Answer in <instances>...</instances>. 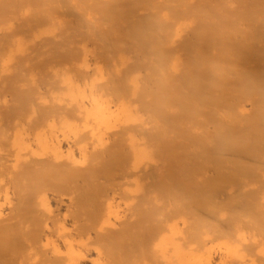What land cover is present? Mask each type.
Returning a JSON list of instances; mask_svg holds the SVG:
<instances>
[{
  "label": "bare ground",
  "instance_id": "6f19581e",
  "mask_svg": "<svg viewBox=\"0 0 264 264\" xmlns=\"http://www.w3.org/2000/svg\"><path fill=\"white\" fill-rule=\"evenodd\" d=\"M194 4L0 0V264H264V7L248 20L225 5L230 27L251 22L213 40L218 4L206 7L209 28ZM185 11L208 15L206 26L190 18L197 53L209 46L197 55L206 66L192 62ZM221 24L212 33L225 35ZM217 54H229L220 64L238 75L215 67ZM183 66L204 77L186 73L196 78L183 84ZM161 89L185 102L193 94L194 104L174 96L169 105ZM178 108L209 113L184 125L199 140L183 137ZM177 165L198 166L199 176Z\"/></svg>",
  "mask_w": 264,
  "mask_h": 264
},
{
  "label": "rangeland",
  "instance_id": "374dc122",
  "mask_svg": "<svg viewBox=\"0 0 264 264\" xmlns=\"http://www.w3.org/2000/svg\"><path fill=\"white\" fill-rule=\"evenodd\" d=\"M194 1H195V4L197 3V6H198L199 4H203L202 7H204V9H205L204 11L206 12V14H208V12L212 9V8H211V7H213L212 5L216 3L215 5L218 4L217 6H219L218 8L221 9V11H220V10L214 5V7H215L216 9H218V11L215 9V10H216V12H215V13H216V17H215L212 13H211V14H212L215 18H217V16H219L218 14H220V12H221L220 17H218L219 20H220L221 17H227V18H225V20H223V18H221V21H217V22H216V19H215L214 17H212V15H211L210 13H209V14H210V16H209L210 18L208 19L207 16H208L209 14H208V15L205 14V15H206V16H205L204 13L202 12V14H201V13L196 14V15H195V14H192L193 16L195 15V16H194L195 19H193L194 21H197V20H198V22H200L201 19L204 21L203 18L206 17V18L209 20V22H208V20L205 18L206 21H204V22H202V23L200 22L199 24H201V26H202V24L205 23V24H203V25L206 26V23L208 22V23H207V26H208L209 23H210V24L213 23V22L211 23V21L214 19V20H215L214 23H216L218 26L216 25V28H213V27H212L213 31L210 29V31H212V32H214L215 30H217V27H220L219 24H221V22H223V23L226 22L225 25H227L226 28H227L228 30H226L225 25L221 24V25H222V26H221L222 29H225V30H224V33H225V32L227 33V31H228V32H229V31H230V32L232 31L231 33L234 32V34H237L238 32H240V31L242 30V29H240V30H238V32L236 33V30H237L236 26L238 27V26L240 25V23H241L240 21H242L241 24H243L244 22H246V24H247V23L249 24V23L251 22V20H250V22H248V21H246V20H245V21H244V20H240V21H238L239 19H236L239 23H237L236 20H233V21H236V22H233L231 25L234 26V23H235V24L237 23V25H235V28H236V29H234L233 26L230 27V26L228 25V24H230L229 21H230V19H231V18H230L231 16H229V15H231L230 12H231V13L233 12V14H234V12L237 13V14H235L236 16L243 15V18H244V19L248 17V13H247V12H249V13L251 14V16H253V18H255V17H258L259 13H262V8L264 7V6L261 7V10H260V8H259V9L257 8V11L259 10L258 13H257V11H255V7H259V5H257L259 2H260V3H259L260 5H264V1H262V0H252V1H251V0H247V1H244V2H248V3H243V1H242V2L240 3V5H239L238 2H236L237 0H232V3H230V0H229V1H227V0H225V1H224V0H216V2H215V0H211V1H213V2H212L213 4H212L211 6H210V4H209V3L211 2L210 0L206 1V3L204 2V0H203V1H202V0H194ZM221 1H222V2H221ZM238 1L240 2V0H238ZM255 2H256V3L258 2V3L255 4ZM204 3H205V4H204ZM222 3H223V5H222ZM233 3H235V4H234L235 6L230 5V4H233ZM195 4H194V5H195ZM227 4L230 5V6H228ZM237 4H238V6H237ZM241 4H243V5L245 6L243 9H242V7H241V6H242ZM254 4H255V5H254ZM225 5H227L225 8L229 7V8H231V10H232V11H231V10L228 8V10H229L230 12H229V15H226V16H224V15L226 14V10H227V9L224 8ZM249 5L251 6V8L253 7V9H251V8L249 7ZM256 5H257V6H256ZM195 6H196V5H195ZM195 6H194V7H195ZM197 6H196V10H197ZM232 6H233V7H232ZM236 6H237L238 8L241 7L240 9H242L244 12L241 11L242 13H240L239 10H236V8H237ZM254 6H255V7H254ZM194 7H193V9H194ZM200 7H201V6H200ZM200 7H199V8H200ZM206 7H208V8L210 7L211 9H210V10H209V9H206ZM214 7H213V8H214ZM221 7H222V8H221ZM199 8H198V9H199ZM234 8H235V9H234ZM238 8H237V9H238ZM248 8L250 9L249 11H247ZM190 9H191V8H190ZM190 9H189V10H190ZM193 9H191V10L193 11ZM245 9H246V11H245ZM196 10L194 9L195 12H196ZM208 10H209V11H208ZM252 10H253V11H252ZM179 11H180V10H179ZM179 11H178V15L180 14ZM192 11H190V12H191V13H194V11H193V12H192ZM198 11H199V10H198ZM198 11H197V12H198ZM200 11H201V10H200ZM200 11H199V12H200ZM202 11H203V10H202ZM212 11H213V10H212ZM212 11H210V12H212ZM219 11H220V12H219ZM251 11H252L253 13H252ZM254 11L257 13V15H256V13H254ZM260 11H261V12H260ZM180 12H181V11H180ZM182 12H183V11H182ZM185 12H187V11H185ZM185 12H184L183 14H186ZM197 12H196V13H197ZM227 12H228V11H227ZM187 13H188V16H189V17H188V20H190L191 23H192L193 20L190 19V18H192L193 16L191 15L192 17H190L189 14H191V13H189V11H188ZM213 13H214V12H213ZM246 13H247V14H246ZM183 14H181V16H182ZM227 14H228V13H227ZM261 15H262V14H261ZM186 16H187V15H185V17H186ZM200 16H201V17L204 16V17L201 18ZM251 16H250V18H251ZM259 16H260V15H259ZM198 17H200L201 19H197ZM211 17H212L213 19H211ZM186 18H187V17H186ZM229 18H230V19H229ZM237 18H239V17H237ZM241 18H242V17H241ZM241 18H240V19H241ZM228 19H229V21H226V20H228ZM232 19H235V16H234V18H233V16H232ZM247 19H248V18H247ZM251 19H252V18H251ZM217 20H218V19H217ZM222 20H223V21H222ZM248 20H249V19H248ZM218 22H219V23H218ZM193 23H194V24H193ZM193 23H192V24L194 25V27H192V31H191V27L188 28V29H190V30L188 31L189 33L186 32L187 29L184 31V33L186 32V34H188L186 37H187L188 39H190L192 46H194L195 44H198V43H195V44H194V42H195V39H196V38L200 37L199 35H198V37H196V38L194 37V35H195V34H194L195 29L199 28L200 26H199V27L196 26V25L198 24L197 22H196V23H197L196 25H195V22H193ZM214 23H213V25H214ZM199 24H198V25H199ZM246 24H243L241 27H244V25H246ZM193 25H191V26H193ZM209 26H212V25H209ZM209 26H208L207 28H209ZM246 26H247V25H246ZM195 27H196V28H195ZM204 28H205V30H209V29H206V27H203V29H204ZM199 29H200V28H199ZM203 29L201 28V32H205V30L202 31ZM214 29H215V30H214ZM238 29H239V27H238ZM197 30H198V29H197ZM220 31H221V28H220L218 31H216L218 34H217L216 32H215V33H212V32H211V34H212V37H211V38L209 37V36H211V35L209 34L210 32L207 31L208 34H209L208 37H209L210 39L216 40V39L213 38V36L215 37V35H216V37H217V35H219V36L221 37V39H223L222 37H224V36L226 37V33H225V35H224L223 33H220ZM195 32H196V31H195ZM199 32H200V30H199ZM230 32H229V33H230ZM219 33H220V34H219ZM198 34H200V35H204V39L208 38V37H206V35H205L204 33H202V34H201V33H198ZM213 34H215V35H213ZM227 34H228V33H227ZM183 36H184V35H183ZM195 36H196V35H195ZM219 36L217 37L218 40L220 39ZM193 37H194L195 39H194ZM201 37L203 38V36H201ZM225 37H224V38H225ZM184 38H185V36H184ZM187 38H185V39H186V41H184L185 44H186V42H188ZM225 39H226V38H225ZM181 40H182V39H181ZM193 40H194V42H193ZM190 41H189V42H190ZM204 41H205V40H204ZM180 42H181V41H180ZM182 42H183V41H182ZM184 42H183V43H184ZM180 44H181V43H180ZM185 44H182V45L184 46ZM191 44H189V45H191ZM199 44H200V43H199ZM186 45H187V44H186ZM201 45L203 46V48H201L202 50H200V53H201L202 51H203V52H206L205 50H207V48H208L209 46H208V47H205L203 43H202ZM179 46H180V45H179ZM192 46H191V48H192ZM195 46H197V47H195V48H196V51L194 52V50L192 49L193 52H194V54L197 53V50H198L197 48H199L198 45H195ZM181 47H182V46H180L178 50H180ZM186 47H187V46H186ZM184 49H185V47H184ZM211 49H213V48H210L209 52H211ZM227 49H229V48H227ZM227 49L225 48L224 51H226ZM231 49H232V48H231ZM233 49H234V47H233ZM233 49H232V50H233ZM250 49H251V48H250ZM178 50H177V52H178ZM188 50H189V49L187 48V50H184V51H185V52H184L183 49H182L183 53H182L181 50H180V52L182 53V55H181V54H179V55L183 56V55L185 54L186 57L183 56V57L185 58V59L183 58V63H184V65H189V67H191V69H192L193 67H194L193 69H196V67H197L198 65H196V67H195L194 64H193V66H192L190 63H192V62H194V61L196 62V59L198 58V56H201L202 53H201V54H200V53H197L196 55H194V57H195L194 59H195V60H193L192 62H190V63L188 64V63L185 62V61H190V57L187 58V57H188V56H187V54H188L187 52H190V51H188ZM190 50H191V49H190ZM192 50H191V51H192ZM218 50H219V49H217V51H218ZM220 50H223V49H220ZM220 50H219L220 54H219V52H218V54L221 55V56L224 55V51H223V54H221L222 51H220ZM234 50H235L236 52H238V50H237L236 48H235ZM240 50H242V49H240ZM251 50H252V49H251ZM251 50H250L249 52H253V51H254V49H253L252 51H251ZM213 51H214V50H213ZM215 51H216V50H215ZM217 51H216V52H217ZM198 52H199V50H198ZM231 52H232V51H231ZM231 52H229L231 55H232V53H234V56L236 55V53H235L234 51H233L232 53H231ZM186 53H187V54H186ZM190 53H191V52H190ZM190 53H189V54H190ZM207 53H208V50H207ZM211 53H212V52H211ZM225 53H226V52H225ZM191 54H193V53H191ZM199 54H200V55H199ZM218 54L215 55V57H214V58H216V59L218 58V59H217L218 61H217L216 59H214L215 61L212 60L213 58L211 59V61H212L213 63L218 62L219 64H218V65H214V66H215V67H218V66L220 65L218 68L221 69V67H223L222 70L224 71V70H226V69H224V66H221L220 63H222L223 61H225L224 58H226V59L228 58V60H229V57H230V56H228L229 54H228V55L225 54V56H227V57L223 56V59H222L220 56L218 57ZM197 55H198V56H197ZM203 55H204V54H203ZM203 55H202V56H203ZM210 55H211V54H210ZM205 56H206V55H204L203 57L205 58ZM208 56H209V55H208ZM216 56H217V57H216ZM191 57L193 58L192 55H191ZM231 57H232V58H230V60L234 58L233 55H232ZM56 58L59 59V58H58V55H56L55 57L52 58L53 61H54ZM204 58H203V59H204ZM207 58H208V57H207ZM210 58H211V56H210ZM52 59H51V61H52ZM186 59H187V60H186ZM198 59H199V58H198ZM203 59H202V60L199 59V64H200V61H201V63L203 62ZM219 59H222L223 61L221 60V61H222V62H221ZM262 59H264V58H261V59L259 58V62L263 63L264 60H262ZM208 60H209V58H208ZM206 61H207V59H206ZM209 61H210V60H209ZM211 61H210V63H212ZM219 61H220V62H219ZM195 62H194V63H195ZM185 63H186V64H185ZM196 63H197V62H196ZM196 63H195V64H196ZM203 63H204V62H203ZM208 63H209V62H208ZM210 63H209V64H210ZM223 63H225V62H223ZM197 64H198V63H197ZM205 64H206V62L204 63V66H206ZM182 65H183V64H182ZM182 65H181V67H182ZM201 65H203V64H201ZM199 66H200V65H199ZM204 66H203V68H205ZM209 66H210V65H209ZM209 66H207L208 68H207V67H206V68H207V70L209 69L208 71H209L210 73H212L211 70H213V67H214V66L211 65V66H213L212 69H211V66H210V68H209ZM228 66H229V65H228ZM228 66H227V68H230V66H229V67H228ZM231 66H232V65H231ZM233 66H234V65H233ZM233 66H232V67H233ZM215 67H214V69H216ZM186 68H188V67H186ZM186 68H184V66H183V68H182V69H183L182 71H183L184 73H185V71H187ZM198 68H199V67H198ZM198 68H197V70H198ZM203 68H202V69H203ZM206 68H205V69H206ZM218 68H217V69H218ZM225 68H226V67H225ZM239 68H240V67H238V68L236 67V69H238V70H239ZM199 69H200V68H199ZM217 69H216V70H213V71L215 72V75H217V73H216ZM234 69H235V66H234V68H233V71H237V70H234ZM246 69H247V70H246ZM246 69H245L246 71L251 70V69H248V68H246ZM252 69H253L254 71H257L255 68H252ZM259 69H260V68H259ZM262 69L264 70V68H261V70H262ZM41 70H42V69H41ZM41 70H38V71L36 72L37 75L41 76V75H40V74H41V73H40ZM184 70H185V71H184ZM188 70H189V68H188ZM228 70L230 71V70H232V69H228ZM228 70H226V72H225V71H224V72L228 74ZM240 70H241V69H240ZM240 70H239V72L242 73L241 75H243V76L245 77V75H247V74L244 75V73L242 72L243 70H241V71H240ZM245 70H244V71H245ZM253 70H252V71H253ZM263 70H262V71H263ZM42 71H43V70H42ZM194 71H195V70H194ZM205 71H206V70H205ZM208 71H206L208 74H206V72H205V74L208 75V77H209L210 73H209ZM220 71H221V70L217 71V72H219L218 74H220V73H223V74H224V72H222V71L220 72ZM246 71H245V72H246ZM252 71H251V72H252ZM254 71H253V73H254ZM258 71H259V70H258ZM258 71H257L258 74L255 72L256 74H254V75H250V76L254 77V76H256V75H259V72H258ZM198 72H200V70H199ZM198 72H196V73L193 72V73L196 74V75H200L202 71L200 72V74H199ZM230 72H232V71H230ZM260 72H261V71H260ZM39 73H40V74H39ZM184 73H183V74H184ZM186 73H187V72H186ZM186 73H185V75H187L188 73L193 74L192 71H191V72H188L187 74H186ZM247 73H248V72H247ZM253 73H252V74H253ZM263 73H264V71H263ZM202 74H203V72H202ZM213 74H214V73H213ZM231 74H232V73H231ZM231 74L229 73L228 75L230 76ZM236 74L238 75V71L235 72V74H232L231 76H234V77H235ZM248 74H251V73H248ZM211 75H212V74H211ZM221 75H222V74H221ZM225 75H226V74H225ZM239 75H240V73H239ZM241 75H240V79H239V80H243V81H244V79L246 80V78H247L248 75H247L246 78H244V79L241 78V77H242ZM261 75H262V74H261ZM263 75H264V74H263ZM200 76H201V75H200ZM202 76L204 77V74H203ZM226 76H227V75H226ZM182 77H184V75H183ZM182 77H181V78H182ZM186 77H188V75L185 76L184 78H182V79H183V81H182L183 84H184V79H187ZM192 77H193V78H192ZM220 77H222V76H220ZM234 77H232V78H234ZM238 77H239V76H238ZM38 78L41 79L40 77H38ZM188 78H192V79H194V78H196V77H194V76H190V77H188ZM249 78H251V77H249ZM229 79H230V78H229ZM247 79H248V78H247ZM215 80H216V79H215ZM217 80H218V79H217ZM230 80H231V79H230ZM236 80H238V79H237V78H236V79L234 78V79H233V82H234V81L236 82ZM218 81H220V80H218ZM38 82H39V84H40V81H39V80H38ZM230 82H231V81H230ZM182 87H186V86L183 85V86H181V87H178V89L180 90V88H181V91H179V92H181V95H182V94L184 95V93H186V92H188V91L186 90V92H184L185 88H182ZM20 89H21V88H20ZM22 89H25V88H22ZM154 89H155V88H154ZM154 89H153V90H154ZM186 89H187V88H186ZM161 90H162L163 92H165V93H169V94H171L170 92H168V91H170V90H168L167 92L164 91V89H161ZM166 90H167V89H166ZM172 90H173V88L171 89V91H172ZM174 90H176V89H174ZM174 90H173V91H174ZM188 90H190V89H188ZM192 90H193V88H192ZM19 91H20V90H19ZM173 91H172V92H173ZM176 91H178V90H176ZM7 93H8V98H10V97H11V95H10L11 92H8V91H7V92H6V96H7ZM155 93H156V92H155ZM176 93H177V92H176ZM176 93H175V94H176ZM190 93H191V94L194 93V95L196 94L194 91L191 92V90H190V92H189L188 94L191 95ZM14 94H15V93H14ZM14 94H13V96L15 97L16 94H15V95H14ZM156 94H157V93H156ZM169 94H168V95H169ZM175 94H171V95H173V96L170 97V95H169L168 97H169L171 100L174 99V98H172V97H174V96H177L178 98L180 97V98H179V99H180L179 101L182 102V103H184V104L188 101L187 98L193 96V94H192L191 96H188V95H187L188 97L186 98V102H185V101H184V100H185V97H184V100H183V98H181V95H180V94H179L180 96L178 95V93H177L176 95H175ZM186 94H187V93H186ZM186 94H185V95H186ZM185 95H184V96H185ZM196 95H197V94H196ZM13 96H12V97H13ZM164 96H165L164 98L166 99V95H164ZM168 97H167L166 100H169ZM177 97H175V99L172 100V102L174 101V103H172L171 100L169 101L170 103H169L168 101H167V103H169V105H170V104H175V101L178 100ZM195 97L198 98L197 96H195ZM176 98H177V99H176ZM189 99H190V98H189ZM193 99H195L194 96H193ZM198 99H199V98H198ZM166 100H164V101H166ZM190 100H192V98H191ZM200 100H201V99H200ZM200 100H198V101H200ZM179 101H178V102H179ZM193 101H194V100H193ZM201 101H202V100H201ZM153 102H154V101H153ZM180 102H179V103H180ZM190 102H192V101H190ZM190 102H189V103L187 102V104L189 105ZM194 102H196V101H194ZM154 103H156V101H155ZM154 103H153V105H154ZM184 104H183V105H184ZM191 104H194V103L192 102ZM191 104H190V105H191ZM198 104H199V103H197V105H198ZM153 105H152V106H153ZM177 105H178V103H177ZM177 105L175 104L176 107H177ZM180 105H182V104L180 103ZM185 105H186V104H185ZM201 105H202V104L200 103L199 106H197V107L201 109ZM154 106H155V105H154ZM191 106H192V105H191ZM150 107H151V106H150ZM178 107H179V106H178ZM195 107H196V106H193V109H194ZM202 107H203V106H202ZM152 108H153V107H152ZM179 108H180V107H179ZM179 108H178V110H179ZM186 108H187V105H186ZM186 108H184V111H185V112L182 111L183 108H182V110H179V115H181V117H182V118H180V117H179V118H180V120L184 118V122H183V123H182V122H181V123L179 122V124L182 125V126L176 124V125H175V131L178 129V128H177V125H178V127L180 126L179 128L182 129L183 137H184L187 141H188V139H189V140L191 139L190 141H193V140H194V139H193V136L190 135V134L192 133L191 130H189L188 133L186 134V131H187V130H186V127H187V126H184V125L187 124V123H189L192 127H194L193 124H195L196 122H199V123H200V119H202V118H203L204 121L207 120V119L209 120V115H208L209 113L206 112V114L208 113V114H207L208 118H207V119H204V115H203L200 111H199L200 114L203 115V116H199V114L196 113V111H195V112H194V113H195L194 115L199 116V121H198V117L196 118V116H194V118H193V116H192V114H193V109H190L191 112H190V113H187V112L189 111V109H188V111H186V110H187ZM203 108H204V107H203ZM203 108H202V109H203ZM153 109H154V108H153ZM180 109H181V108H180ZM185 109H186V110H185ZM196 109H197V108H196ZM202 109H201V110H202ZM208 109H209V108H208ZM154 110H156V106H155V109H154ZM198 110H199V109H198ZM205 111H207V110L205 109ZM197 112H198V111H197ZM202 112H203V111H202ZM154 113H156V112H154ZM159 113H160V112H159ZM185 113H186V114H185ZM157 114H158V112H157ZM189 114L192 116L190 119L192 120V118H193L192 122L194 121V123L189 122V120H190V119H189ZM200 117H201V118H200ZM169 118H171V117H169ZM169 118H168V119H169ZM174 118H175V116H174ZM176 118H177V117H176ZM176 118H175V119H172V120H174V121L172 122V124L176 123V122H175V121H176ZM195 118H196V120H194ZM170 120H171V119H170ZM172 120H171V121H172ZM191 120H190V121H191ZM203 120L201 121V124L203 125L202 127L205 128L204 124H206V123H204ZM177 121H178V118H177ZM181 121H182V120H181ZM205 122H207V121H205ZM208 122H209V123H208L207 125H210V124H211V120L208 121ZM166 123H167V121H166ZM166 123H165V124H166ZM177 123H178V122H177ZM199 123H198V124H199ZM172 124H171L170 127H173V129H174V126H173ZM190 125H188V129L191 127ZM189 126H190V127H189ZM167 127H168V126H167ZM195 127H198V125L196 126V124H195ZM206 127H207V126H206ZM203 128H202V129H203ZM181 129L179 130V132H181ZM205 129L207 130L208 128H205ZM205 129H204V130H205ZM169 130H171V129H169ZM185 130H186V131H185ZM199 130L201 131V129H199ZM204 130H202V133L204 132ZM177 131H178V130H177ZM179 132H178V133L175 132V133H177V136H178V137L180 136V138H181V134H180ZM190 132H191V133H190ZM205 132H206V131H205ZM169 133H171V131H170ZM172 133H173V132H172ZM189 133H190V134H189ZM188 134L190 135V136H188L189 138L187 137ZM192 134H193V133H192ZM173 135H174V134H173ZM193 135H194V134H193ZM190 137H191V138H190ZM196 140H199V139H198V138L196 139V137H195V140H194V141H196ZM200 166H201V165H200ZM200 166H199V167H200ZM202 166H203V165H202ZM204 166H205V165H204ZM206 166H207V165H206ZM175 167H179L178 170L182 168L180 165H177V166H175ZM180 167H181V168H180ZM183 167H184V166H183ZM185 167H186V168L188 167V169H191V170L193 169L192 172H193L196 176L198 175V173H199V171H200V170H199L200 168H197L198 166H196V168H197V169H196V168H195V165H194V166H193V165H191V166H190V165H187V166H185ZM207 167H210V166H207ZM186 168H184V170H183V168H182V170H183V171H186ZM202 168H203V167H202ZM188 169H187V170H188ZM182 170H180V172H181ZM183 171H182V172H183ZM198 176H199V175H198ZM187 179H190V178L187 177ZM194 181H195V180H194ZM193 183H194V182H193ZM198 183H200V182L198 181ZM192 185H193V184H192ZM206 196H207L206 198H208V195H206ZM238 196H240V194H238L237 197H238ZM203 198H204V199H203ZM235 198H236V197H235ZM235 198H234V199H235ZM195 199H196V200L199 199L198 195L195 196ZM200 199H202V200L205 201V197H203V196H202V197L200 196ZM200 199H199L198 201H200ZM208 199H209V198H208ZM206 200H207V199H206ZM191 201L193 202V201H195V200H191ZM204 201H203V202H204ZM192 202H191V203H192ZM195 202H196V201H195ZM195 202H193V204H194ZM231 202H233V201H229V205L232 204ZM196 203H198V202H196ZM196 203H195V204H196ZM205 203H207V201H206ZM186 204H187V202H186ZM195 204H194L193 206L198 205V206H197V207H198L197 209L199 210V206H201V205H199V204H196V205H195ZM200 204H201V203H200ZM188 205H189V204H188ZM205 207H206V206H204V208H205ZM234 208H235V207H234ZM197 209H194V207H193V210H194V211H196ZM228 209H229V208H228ZM189 210H190V209H189ZM201 210L203 211V210H206V209H203V206H201V209H200L199 211H201ZM199 211H197V212H199ZM189 212H190V211H189ZM192 212H193V211H192ZM203 212H204V211H203ZM203 212H202L201 214H199V215L201 216V215L203 214ZM231 212H232V211L230 210V213H231ZM194 213H195V212H194ZM205 214H206V212H205ZM205 214H203V215L205 216ZM226 214H227V212H226ZM226 214H225V215H226ZM228 214H229V212H228ZM200 216H197V217H200ZM205 217H206V216H205ZM228 217H229V215H228ZM228 217H226V219H227ZM230 217H231L232 219L234 218L233 215H232V213H231V216H230ZM231 218H230V221H231ZM228 221H229V220H228Z\"/></svg>",
  "mask_w": 264,
  "mask_h": 264
}]
</instances>
